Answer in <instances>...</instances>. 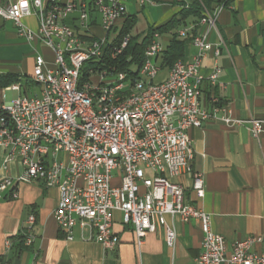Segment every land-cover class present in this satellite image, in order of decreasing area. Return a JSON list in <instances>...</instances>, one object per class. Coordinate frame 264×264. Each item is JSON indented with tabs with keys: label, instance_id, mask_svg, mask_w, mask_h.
Returning <instances> with one entry per match:
<instances>
[{
	"label": "built area",
	"instance_id": "2783aa9c",
	"mask_svg": "<svg viewBox=\"0 0 264 264\" xmlns=\"http://www.w3.org/2000/svg\"><path fill=\"white\" fill-rule=\"evenodd\" d=\"M125 1L56 0L52 15H44L45 0H0V16L11 20L19 34L29 39L35 33L23 17L36 14L40 38L54 54L50 66L42 54L35 57L34 81L42 87L40 95L18 96L0 104L14 107L15 112V120L0 115V146L7 150L6 162L18 157L24 168L16 181L0 175V190L11 189L19 181H42L46 187H57L54 217L68 239L80 227L88 240L105 249L116 248L120 239L113 230V211L118 210L123 223L132 226L139 248L146 234L160 227L165 230L167 245L174 248L177 233L166 217L178 215L183 221L200 223L203 239L196 264H264V253L252 250L259 237L229 244L212 229L211 214L187 199L188 185L166 176L188 179L196 196H204V177L193 167L195 151L189 130L202 126L219 111L229 125L245 122L254 137L264 133V118L244 121L230 116L227 105L210 111L201 102L202 59L213 48L216 55L220 53L208 39L209 29L215 27L227 3L222 1L213 9L202 5L196 25L205 24L208 29L191 38L198 53L189 60L175 61L165 79L156 81L164 46L160 33L155 32L136 79L125 71L90 69L83 89L74 90V78L83 74L76 70V62L102 60V39L113 35L118 21L127 16ZM89 9L100 15L106 35L84 41L66 21L77 12L79 25L88 30ZM194 26L180 28L178 35L187 37ZM126 38L113 45L112 58L126 47ZM219 72L216 67L210 75L212 82ZM122 96H131V104H122ZM91 99L99 100V110H92ZM104 103H111V110H104ZM115 177L119 183L114 182ZM15 195L12 191L11 196ZM34 220L30 215L23 233L27 246L34 241ZM6 245H12L9 238Z\"/></svg>",
	"mask_w": 264,
	"mask_h": 264
},
{
	"label": "crops",
	"instance_id": "0c3cea01",
	"mask_svg": "<svg viewBox=\"0 0 264 264\" xmlns=\"http://www.w3.org/2000/svg\"><path fill=\"white\" fill-rule=\"evenodd\" d=\"M224 1L227 6L208 33L209 41L219 47L220 53L216 55L214 48L211 49L201 63L204 76L201 102L210 111L215 106L227 105L230 116L244 121L264 118V0ZM193 2L126 0L127 15L135 17L131 33L141 40L151 27L167 23ZM89 14L88 30L79 25L77 12L66 21L84 41L106 35L100 15L92 9ZM23 22L35 33L33 39L20 35L11 20L0 16V74H13L19 79L10 86L0 87V104L9 101L7 96L11 91L18 92L19 96L40 95L42 87L32 77L37 54H42L49 66L53 65L54 54L40 38L37 15H27ZM124 23L125 18L118 21L116 33ZM207 29L205 24L197 27L198 32ZM160 38L164 46L171 35L160 33ZM197 53L198 48L191 40L187 41L183 59L189 60ZM216 67L220 72L212 82L210 75ZM168 71L161 68L156 81L165 79ZM34 86H38L37 91ZM222 114L219 111L202 126L189 130L195 151L193 167L204 177V196H196L188 179L166 176L188 185L187 199L211 214L212 229L222 234L229 244L251 236L259 237L252 250L264 253V133L254 137L247 123L229 125L220 118ZM7 156V150L0 146V175L16 181L24 168L18 157L6 162ZM114 182L119 183L118 177ZM15 187L0 190V261L4 264L34 261L44 264H196L203 232L195 219L183 221L178 215L166 217L177 233L174 248L167 245L163 227L148 232L139 248L132 226L124 224L122 213L115 210L113 230L120 241L116 248L105 249L99 242L88 240L87 232L80 227L74 228L72 239L66 238V232L59 228L54 217L59 201L57 187H46L42 181H19ZM12 191L16 192L15 197L11 196ZM30 215L35 218L34 241L30 246H17L18 236L26 231ZM8 238L12 242L10 247L6 245Z\"/></svg>",
	"mask_w": 264,
	"mask_h": 264
},
{
	"label": "trees",
	"instance_id": "16d2710c",
	"mask_svg": "<svg viewBox=\"0 0 264 264\" xmlns=\"http://www.w3.org/2000/svg\"><path fill=\"white\" fill-rule=\"evenodd\" d=\"M222 1L224 0H194L191 5L184 6L180 13L175 15L167 23L157 28L151 27L141 40H139L138 36L131 33L135 17L127 15L122 29L116 33L111 42L104 48L103 55L100 57L102 60L85 62L82 65L80 73L83 74L82 77H80L79 86L83 84V81L88 80L90 69L98 70L106 68L110 71H125L128 75H131L133 80L136 79L138 77V69L141 67L144 60L145 49L148 46V42L152 40L155 32L161 34L169 33L171 35L170 41L164 45L163 50L158 57L160 67L170 69L175 61L184 58L185 43L191 40V38L198 32V25L196 24H198L201 17L202 5H205L208 9H213L215 4L217 5ZM190 23L195 25L194 28L189 32L187 37H180L178 35V30ZM126 36H129L126 47L115 58H112L113 45L123 41ZM109 37L108 41H110ZM18 81L19 79L16 75L9 73L0 74V87H7ZM15 188L14 185L13 190ZM24 239V234H20L16 245L24 247Z\"/></svg>",
	"mask_w": 264,
	"mask_h": 264
},
{
	"label": "bare ground",
	"instance_id": "6f19581e",
	"mask_svg": "<svg viewBox=\"0 0 264 264\" xmlns=\"http://www.w3.org/2000/svg\"><path fill=\"white\" fill-rule=\"evenodd\" d=\"M56 0H45V6H43V14L44 15H52V11L54 10V3ZM129 37V36H128ZM126 38V45L128 43V39ZM124 38V39H125ZM155 38V34L152 40ZM111 42V41H110ZM107 39H102L101 42V50H100V57L103 55V50L110 43ZM85 61H77L76 62V70L80 73L82 65ZM125 75H128L125 73ZM33 80H34V73H33ZM80 84V77L74 78V90H82L83 84ZM122 104H131V96H122ZM91 108L92 110H99V100L98 99H91ZM104 110H111V103H104ZM0 115H3L6 120H15V112L14 107L10 105H0Z\"/></svg>",
	"mask_w": 264,
	"mask_h": 264
},
{
	"label": "rangeland",
	"instance_id": "374dc122",
	"mask_svg": "<svg viewBox=\"0 0 264 264\" xmlns=\"http://www.w3.org/2000/svg\"><path fill=\"white\" fill-rule=\"evenodd\" d=\"M115 34H116V32H114L113 35H110V37H109V40L110 41L113 39V37L115 36ZM34 90L37 91L38 90V86H34ZM18 96H19V93L18 92L11 91V92L8 93L7 100L11 101V100L17 98Z\"/></svg>",
	"mask_w": 264,
	"mask_h": 264
}]
</instances>
